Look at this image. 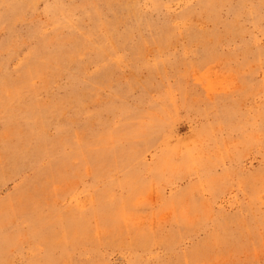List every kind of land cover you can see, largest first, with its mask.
Listing matches in <instances>:
<instances>
[{"label": "rangeland", "instance_id": "1", "mask_svg": "<svg viewBox=\"0 0 264 264\" xmlns=\"http://www.w3.org/2000/svg\"><path fill=\"white\" fill-rule=\"evenodd\" d=\"M0 264H264V0H0Z\"/></svg>", "mask_w": 264, "mask_h": 264}]
</instances>
